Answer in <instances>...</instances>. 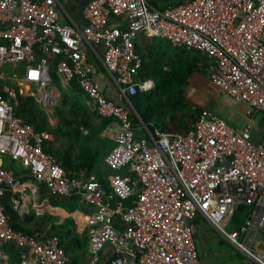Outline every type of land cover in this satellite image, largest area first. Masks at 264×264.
Here are the masks:
<instances>
[{
  "label": "built area",
  "instance_id": "built-area-1",
  "mask_svg": "<svg viewBox=\"0 0 264 264\" xmlns=\"http://www.w3.org/2000/svg\"><path fill=\"white\" fill-rule=\"evenodd\" d=\"M76 1L0 0V264L11 262L8 244L20 251L12 264L70 261L50 232L13 228L3 204L6 194H13L11 206L24 220L31 206H39L38 191L5 170L7 159L29 170L54 195L82 196L93 208L85 219L91 239L88 264H112L103 261L109 245L123 264H202L194 232L199 215L224 242L264 264L256 240L264 233V136L257 142L252 125L258 113L264 114V0H85L80 12L71 5ZM140 36L207 57L213 91L244 104L252 124L238 131L208 108L189 133L159 131L155 137L134 123V109L124 100L155 88L139 78ZM91 56L116 79L118 101L104 94ZM60 57L57 75L77 81L92 111L118 125L117 145L105 163L112 170L128 169L136 181L131 185L129 178L113 177L112 196L87 171L68 175L47 153L54 135L18 117V88L1 85L3 70L14 67L28 83L46 87L52 81L51 63ZM28 192L33 202L25 199ZM239 207L249 209L241 232L224 229Z\"/></svg>",
  "mask_w": 264,
  "mask_h": 264
},
{
  "label": "trees",
  "instance_id": "trees-1",
  "mask_svg": "<svg viewBox=\"0 0 264 264\" xmlns=\"http://www.w3.org/2000/svg\"><path fill=\"white\" fill-rule=\"evenodd\" d=\"M79 21L81 24L83 23L82 18ZM153 41L157 42L158 47L164 50L162 56L150 50L144 52L139 46H137V52L142 60L139 78L142 81H153L156 86L155 90L132 96L130 97L131 104L126 100H124V104L129 108L132 106V109L135 110L132 112L134 123L141 127L145 126L155 137L159 131L189 133L195 127L205 108L190 102L186 90L196 74L207 75L206 68L209 66V59L200 53L176 48L164 39ZM60 61L61 57L51 63L54 79L57 78V67ZM96 62L97 65L100 64L98 60ZM18 91L20 99V104L16 109L18 117L34 126L37 131H49L57 139H70L69 145L56 147L55 144H52L51 147L47 148V153L58 160L68 175L75 178L74 174L78 175L82 171L95 175L107 190L108 196L113 194L111 182L113 177L129 178L131 185H134L136 178L128 169L111 170L106 167L107 169L103 170L100 167V164H103V160L107 157L108 149L111 148L107 147L102 135L113 124V120L102 118L90 109L86 102L87 96L77 81L72 83V94L65 98L63 108L54 109L51 112L44 110L30 93L25 95L23 89H18ZM50 116L58 120L59 127L52 126ZM85 132L87 135H84ZM4 166L5 170L17 181L37 184L52 207L64 209L70 214L81 211L86 216L93 211V208L85 203L82 196L61 197L54 195L46 185L39 184L30 177L29 170L19 163L7 159ZM116 172L117 175H115ZM12 197L13 194L8 192L3 199V204L12 219L13 228L26 234L34 233L32 227L24 224L18 212L11 206ZM248 212V208L239 207L230 215L241 218ZM34 221L37 225L36 232L44 234L48 219L46 217L40 218L36 213H33L30 223ZM196 221L198 224L201 222L198 218ZM238 222L240 225L239 220ZM78 223V220L70 218L62 225L53 226L48 234L59 238L61 247L71 260L85 259L84 255L88 251L85 248L89 242V235L80 236L77 233ZM118 227L124 229L122 225H118ZM5 250L11 256V262L8 264L18 261V250L14 244L6 245Z\"/></svg>",
  "mask_w": 264,
  "mask_h": 264
},
{
  "label": "crops",
  "instance_id": "crops-1",
  "mask_svg": "<svg viewBox=\"0 0 264 264\" xmlns=\"http://www.w3.org/2000/svg\"><path fill=\"white\" fill-rule=\"evenodd\" d=\"M79 2H83V1L77 0L74 4H71L72 6H75L76 9L75 8L74 9L76 10V12L82 11L83 6L87 3V2H84V4L82 5V4H79ZM121 24H122L121 20H115V25L120 26ZM153 40H155V39H148L146 36H140V38L136 42V46H139V48L144 52L146 50H150L151 52L162 56L164 53L163 52L164 50L159 48L157 45V42H154ZM90 54H92V53L90 52ZM91 59L96 66L97 65L96 58L91 56ZM99 62H100V60H99ZM100 64H101V67H99ZM100 64H98L96 68H97V75L100 79V83H101L102 89L104 91V94L107 96V98L118 101L119 96H120V92H121L120 87L117 84L114 76L110 75L106 71L102 62H100ZM207 68H206V70H207ZM13 69H12V67H10V68H5L3 70V72H2L3 79L1 81V85L2 86L3 85L4 86L14 85L18 89H23L25 95L30 93L32 96H34L36 98L37 102L44 108V110H46L48 112L54 111V109H58V108L62 109L63 107H59V105H60L59 103L61 102V99H62L61 97L63 96L64 98H66L67 96L72 94V92H71L72 83L66 82L65 80L60 78L58 75H57V78L54 79L52 74H51L52 81L46 87H42L41 85H38L37 83H28L24 78V76L26 74L21 71V68H18V70H17L16 68L13 67ZM154 85H155V83H154ZM154 90H155V88L153 89V91ZM147 93H150V92H147ZM85 99H86V97H85ZM86 102H87L88 106L90 107V109L92 110V105H91V102H90L88 97L86 99ZM52 103H53V105H58V104L59 105H58V107H53ZM49 118H50V122H51L52 126L55 127L56 125L52 121L54 117L50 116ZM54 120H57V119L54 118ZM57 122H58V120H57ZM58 127H59V122H58ZM55 128H57V127H55ZM117 130H118V125L115 122H113V124L102 135V139L107 144V147H110V145L112 146L111 148L108 149L107 156L110 154V152L117 145V143H116ZM254 131H256V127H254ZM84 135H87V133L85 132ZM255 137H256L255 140L257 142L261 141V139H262V137H260L258 135H256ZM54 138H55V136H54ZM60 140H62V139H60ZM63 140H66L68 142V145L70 144V141H68L67 139H63ZM54 142H55V139H54ZM54 142L50 143L49 147H51L50 145L54 144ZM103 161L104 162H103V164H100V167L103 170H106L108 167L105 163V160H103ZM22 183H24V184L28 183L33 188H36V190L38 191L37 201L39 204V206L38 207L36 206L34 209H33V206H31L32 207L31 215L29 216V218L27 220L24 219L25 222L21 218L22 222L24 224L30 225V227H32V229H33V232H36V227H37L36 221H34L33 223H30L33 213H36V215L38 217H40V218L46 217L48 219V223H47V226L45 228V232H51V229L53 226L62 225L70 218H74L75 220H78L79 223H78V227L76 229L77 233L80 236H82L84 234L89 235V242L85 248V250L88 249V251H87L86 255H84L85 259L84 258H82L81 260H71L70 259L69 264H88L89 263L90 250H91V239H90L89 228L86 227V224H85V219L87 216L84 215L81 211L70 214V213L66 212L64 209L52 207L49 204V201L44 197L42 190L40 189V187L37 184H33V183L28 182V181H25ZM39 184H42V183H39ZM24 197L26 200L28 198L29 199L31 198L30 202H33L34 196L30 195V192L25 194ZM233 212H231V213H233ZM248 216L249 215L247 214L245 216H241V218L240 217L236 218L233 215L229 214L227 220L223 224V228L230 231V232H235V231L241 232V229L245 226V223L247 221ZM197 218L200 219L201 222L199 224L197 223L196 220L194 222V224H195L194 225V227H195L194 232L196 235V237H195L196 245H197V240L200 238V235L204 237L205 242L208 241L209 237L213 238L214 236H217L218 238H220V240H218V243L220 245L228 244L227 242H224L223 240H221V236L219 235V233L213 228V226L210 224V222H208L203 216L199 215ZM237 219L240 221V223H241L240 225H239V222ZM209 228L215 232L214 236L209 234V231L207 230ZM199 232H201V233H199ZM256 236H257V238H256L257 248H259L260 250H264V233L257 234ZM243 240H244V238H243ZM229 246H231V245H229ZM208 247H211V246H208ZM16 248H17V246H16ZM17 250H18V257L20 258L19 248H17ZM116 253H118V252L116 251V249L114 247H112L110 245L107 246L104 253H103V261L109 262L116 255ZM240 253L241 252H239V254Z\"/></svg>",
  "mask_w": 264,
  "mask_h": 264
},
{
  "label": "rangeland",
  "instance_id": "rangeland-1",
  "mask_svg": "<svg viewBox=\"0 0 264 264\" xmlns=\"http://www.w3.org/2000/svg\"><path fill=\"white\" fill-rule=\"evenodd\" d=\"M186 94L190 102L217 113L232 128L238 131L244 130L247 126L252 124L250 118L247 116V107L244 104L238 103L225 94H219L213 91L208 74H196L191 84L188 86ZM61 98L60 105L58 104L59 107H63L65 102V98L63 96ZM58 105H53V107H58ZM68 117L70 118V116ZM52 121L56 125L55 127H58L57 120L53 118ZM254 121L252 125L256 127V134L260 137L264 136V114L258 113ZM60 139L61 138L57 139L55 137L54 144L56 147L68 145L66 140ZM67 140L70 141V139ZM110 147L112 146L110 145ZM117 174L116 172L115 175ZM207 230L212 236L215 235L212 229L209 228ZM218 240H220V238L214 236L213 238L209 237L208 241L205 242L204 237L200 235V238L197 240V247L202 264H252L249 257L241 253L239 254L238 251L228 244L220 245Z\"/></svg>",
  "mask_w": 264,
  "mask_h": 264
},
{
  "label": "water",
  "instance_id": "water-1",
  "mask_svg": "<svg viewBox=\"0 0 264 264\" xmlns=\"http://www.w3.org/2000/svg\"><path fill=\"white\" fill-rule=\"evenodd\" d=\"M128 102H130V97H128ZM25 219L27 220L28 218L26 217ZM109 262L112 264H123V257L120 253H116V255Z\"/></svg>",
  "mask_w": 264,
  "mask_h": 264
},
{
  "label": "flooded vegetation",
  "instance_id": "flooded-vegetation-1",
  "mask_svg": "<svg viewBox=\"0 0 264 264\" xmlns=\"http://www.w3.org/2000/svg\"><path fill=\"white\" fill-rule=\"evenodd\" d=\"M79 4H82V5H83V4H84V2H79Z\"/></svg>",
  "mask_w": 264,
  "mask_h": 264
}]
</instances>
